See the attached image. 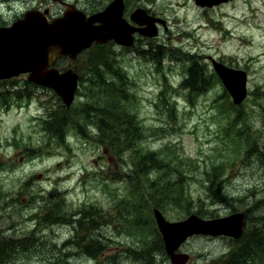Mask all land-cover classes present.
<instances>
[{
  "label": "rangeland",
  "instance_id": "rangeland-1",
  "mask_svg": "<svg viewBox=\"0 0 264 264\" xmlns=\"http://www.w3.org/2000/svg\"><path fill=\"white\" fill-rule=\"evenodd\" d=\"M112 1L0 0V26L35 6L53 15L68 2L96 13ZM125 5L128 13L145 10L164 23L156 22L157 36L131 48L106 47L108 68L126 79L118 96L92 87L89 59L100 52L93 48L57 63L80 75L65 110L54 91L26 75L0 81V243L14 245L5 243L0 264H144L137 259L147 254L155 256L153 264H171L157 252L163 240L149 190L158 186L173 193L156 199L170 222L192 214L264 215V204L257 206L264 202V0L212 9L194 0ZM153 51L161 55L155 59ZM194 55L215 81L193 93L181 85ZM213 61L247 74L241 105L214 75ZM100 73L117 85L118 78ZM107 104L119 107L116 118L122 107L136 118L142 132L130 134L131 143L113 144L115 131L126 129L119 122L108 126L112 133L100 128L103 119L90 108ZM63 114L68 125L54 132L51 122ZM234 241L197 236L180 252L191 256L189 264H212L225 259Z\"/></svg>",
  "mask_w": 264,
  "mask_h": 264
},
{
  "label": "water",
  "instance_id": "water-1",
  "mask_svg": "<svg viewBox=\"0 0 264 264\" xmlns=\"http://www.w3.org/2000/svg\"><path fill=\"white\" fill-rule=\"evenodd\" d=\"M194 1L202 8H213L231 0ZM124 9L123 0H114L105 10L87 16L69 6L62 17L50 21L45 14L32 11L10 27L0 28V81L27 74L29 82L52 89L70 108L78 90L79 75L71 69L61 72L53 67L57 59L74 61L94 43L114 41L130 47L137 34L155 37L156 22L164 23L138 9L130 17L138 27L132 26L124 18ZM213 66L234 104L241 105L247 96V74L215 61ZM154 216L171 264H188L190 255L179 250L190 238L203 235L238 240L245 227L243 213L211 220L191 215L181 222H169L156 209Z\"/></svg>",
  "mask_w": 264,
  "mask_h": 264
},
{
  "label": "trees",
  "instance_id": "trees-1",
  "mask_svg": "<svg viewBox=\"0 0 264 264\" xmlns=\"http://www.w3.org/2000/svg\"><path fill=\"white\" fill-rule=\"evenodd\" d=\"M96 50H99L100 52L95 55V57L89 59L90 60V67H89V73L94 76V80L96 81L95 84L92 85V87L96 90H100L105 97H108L109 94L118 96L121 92H123V89L121 88L122 86L126 85L125 78H123L122 74H117V72H111L110 69L108 68L107 65V57L108 54L105 51L106 48H98ZM154 53L151 55H154V58L156 59L158 55H161L159 51H153ZM146 54V52H144ZM86 55V54H85ZM89 55V54H88ZM187 62H189V66L187 68V75L185 80L182 83V87L184 89H188L190 92H195V91H206L211 83H214L215 80L213 76H211L210 72L207 73L205 71V65H201L199 60H196L195 55L191 56ZM100 69H104L105 72L114 78H118L117 80V85L115 87H112V83H109L108 80L106 79L105 75L100 73ZM217 79H220L218 75L215 73ZM123 80H122V79ZM82 79V78H81ZM9 82V81H7ZM125 83V84H124ZM126 97V96H123ZM121 101V98H120ZM124 102V101H122ZM66 106H62V109L65 110ZM92 114H98V117L103 119L102 121L104 122L103 124H100L101 129H106L109 131L108 126L111 124H115L119 122V126L123 127L126 126L125 130H119L115 131V140H113V144L117 145V143L120 140L126 139L125 142L128 144L131 143V140L129 139L130 134H138L142 132V129L140 128L138 122H136V118L131 115L128 111L125 110L124 107L121 108V115L118 116L117 118L120 119L117 121L116 118V113L119 110V107L116 108L114 104L110 105L107 104L104 107H102L99 111L98 108H90ZM124 109V110H123ZM99 111V112H98ZM86 112H90V110H86ZM101 112V113H100ZM120 117V118H119ZM106 119L108 121V125L106 122ZM51 122L50 129L54 130V132L60 133L63 131L68 123L65 120V116L59 115L58 117H54V119ZM107 125V126H106ZM110 133L113 131L110 130ZM131 132V133H130ZM146 160V159H145ZM146 161H149L153 165H155L157 162V159H152V156H149ZM169 188L163 189L161 187H156L154 189H151L149 191L153 192V196H150L149 199L152 200V205L154 206L155 209L159 208V202L156 199H165L168 200L170 199V196L173 195L172 192H168ZM138 193V192H137ZM251 193H254L253 191ZM180 199V198H178ZM259 205L264 204V202H258ZM251 212V211H250ZM250 212H247L246 215V227L244 234L240 240L234 241L233 247L230 249V252L228 255L225 257V259L220 260L216 259L214 260L212 264H250L252 262H258L259 260L263 259L264 260V215L259 214L256 217H249ZM200 215V214H199ZM202 218L207 219L211 215L203 216L201 215ZM214 217H210L212 219ZM90 228L95 227V223L92 221L91 225L89 226ZM232 240V239H229ZM5 243H9L12 248L14 245H11V242H3L0 243V256L4 253H7L5 250ZM236 245H235V244ZM94 250H87L88 255L94 256L96 253H93ZM98 251V250H97ZM157 252L159 255H162L163 257L168 259L167 255L165 254V247L164 243L162 241L159 242ZM144 253H148V250H144ZM145 257H139L137 261H141L144 264H153L157 262L155 256L147 254L144 255Z\"/></svg>",
  "mask_w": 264,
  "mask_h": 264
},
{
  "label": "flooded vegetation",
  "instance_id": "flooded-vegetation-1",
  "mask_svg": "<svg viewBox=\"0 0 264 264\" xmlns=\"http://www.w3.org/2000/svg\"><path fill=\"white\" fill-rule=\"evenodd\" d=\"M62 4H63V6H64V10H63V12H59V13H55V14H53L52 16L51 15H49V17H52V18H58V17H60L66 10H67V8L70 6V5H73V4H70V3H68V2H62ZM76 6V5H75ZM78 9H80L78 6H76ZM127 8H126V5H125V13H124V16H125V18H126V20L127 21H129L130 22V24L132 25V26H135V27H138V25L137 24H135V23H133V22H131L130 21V17H131V14L132 13H128L127 12V10H126ZM80 10H82V9H80ZM82 11H84V10H82ZM85 12V11H84ZM93 12H95V11H93ZM93 12H88V11H86L85 13L88 15V16H90V15H92V14H95V13H93ZM99 12V11H98ZM45 13H49V14H51L50 13V10L49 9H46L45 10ZM97 13V12H96ZM150 15V14H149ZM151 16V15H150ZM153 17V16H152ZM143 37H145V36H141L140 34H137L136 35V42H138L139 41V39H141V38H143ZM112 44H115L113 41H110V42H108L107 44H105V45H97V44H94L91 48H93V49H98V48H106V47H108V46H110V45H112ZM115 45H117V44H115ZM119 46V45H118ZM123 48H127V47H123Z\"/></svg>",
  "mask_w": 264,
  "mask_h": 264
}]
</instances>
